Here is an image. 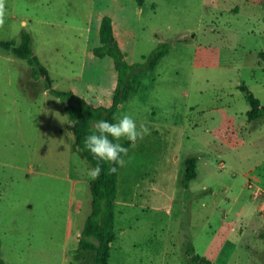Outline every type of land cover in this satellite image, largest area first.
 <instances>
[{
  "label": "rangeland",
  "instance_id": "374dc122",
  "mask_svg": "<svg viewBox=\"0 0 264 264\" xmlns=\"http://www.w3.org/2000/svg\"><path fill=\"white\" fill-rule=\"evenodd\" d=\"M114 19L129 62L170 51L124 114L149 134L119 167L110 264H264V118L250 120L245 84L264 105V0H5L0 27V256L5 264H95L79 239L91 210L89 170L66 110L74 91L109 105L112 57L99 27ZM33 38L48 76L2 46ZM125 139H121L123 141ZM119 141V142H120ZM198 176L184 187L186 158Z\"/></svg>",
  "mask_w": 264,
  "mask_h": 264
},
{
  "label": "trees",
  "instance_id": "16d2710c",
  "mask_svg": "<svg viewBox=\"0 0 264 264\" xmlns=\"http://www.w3.org/2000/svg\"><path fill=\"white\" fill-rule=\"evenodd\" d=\"M139 7L143 6L145 0H136ZM100 44L93 49L94 55L99 58L112 57L117 71V84L114 89L109 105H93L83 96L74 91L62 92L52 88L51 91L57 96L71 100L66 105L69 118L72 122L75 144L81 148L84 157L95 168L99 163L102 167L101 174L96 179L90 180V191L92 195L91 210L85 219L78 247L81 250H92L96 252L95 264H110L113 243L117 238L115 227L116 204L119 183L118 171L110 174L109 164L94 158L85 147L84 139L90 134L94 124L99 120L115 122V114L121 105L129 101L142 88L141 76L153 72L161 58L171 49L169 42H161L147 57L145 62H129L128 52L124 50L116 38L114 19L110 14H105L99 27ZM2 46L11 50L17 57L27 60L32 67L33 74L48 76V71L34 52L33 38L29 32H23L21 40L11 39L4 41ZM264 58V51L260 54ZM241 88L247 92V98L251 108L248 110L250 120L264 118V105L260 98L245 84ZM120 143L129 148L132 142L127 139ZM198 155L186 158L185 174L183 178L184 187H190V182L198 176ZM192 254V260L196 264H215L214 260L197 253L194 245L189 244L187 249ZM0 264H5L0 256Z\"/></svg>",
  "mask_w": 264,
  "mask_h": 264
},
{
  "label": "clouds",
  "instance_id": "9594fccd",
  "mask_svg": "<svg viewBox=\"0 0 264 264\" xmlns=\"http://www.w3.org/2000/svg\"><path fill=\"white\" fill-rule=\"evenodd\" d=\"M5 0H0V27L4 24ZM149 134L146 124L137 122L128 114L116 120L108 122L105 120L97 121L90 134L84 139L85 147L91 152L94 158L110 165L108 171L114 174L118 167L126 165L125 157L128 156V148L124 147L119 141L127 139L135 144L138 139H143ZM102 167L97 166L89 170V176L96 179L101 174Z\"/></svg>",
  "mask_w": 264,
  "mask_h": 264
},
{
  "label": "crops",
  "instance_id": "0c3cea01",
  "mask_svg": "<svg viewBox=\"0 0 264 264\" xmlns=\"http://www.w3.org/2000/svg\"><path fill=\"white\" fill-rule=\"evenodd\" d=\"M197 171H198V164H197Z\"/></svg>",
  "mask_w": 264,
  "mask_h": 264
}]
</instances>
